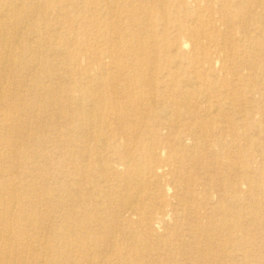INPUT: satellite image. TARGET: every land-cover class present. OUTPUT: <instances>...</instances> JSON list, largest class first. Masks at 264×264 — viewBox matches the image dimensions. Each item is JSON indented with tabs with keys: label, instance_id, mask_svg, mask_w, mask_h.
Masks as SVG:
<instances>
[{
	"label": "rangeland",
	"instance_id": "rangeland-1",
	"mask_svg": "<svg viewBox=\"0 0 264 264\" xmlns=\"http://www.w3.org/2000/svg\"><path fill=\"white\" fill-rule=\"evenodd\" d=\"M6 1L0 264H264V0Z\"/></svg>",
	"mask_w": 264,
	"mask_h": 264
},
{
	"label": "bare ground",
	"instance_id": "bare-ground-1",
	"mask_svg": "<svg viewBox=\"0 0 264 264\" xmlns=\"http://www.w3.org/2000/svg\"><path fill=\"white\" fill-rule=\"evenodd\" d=\"M7 2V4H9V5H11V4H13L12 2V0H7L6 1ZM99 0H94L93 1V3L92 4H90L87 8H88V11H90V12H92V13H95V14H99L100 15V13H99V9L97 8V5L99 4ZM60 8H55V9H53V12L54 13H59L60 12ZM105 14H103V16H104ZM0 17H2V14L0 13ZM7 17V16H6ZM9 18V17H8ZM13 18V17H12ZM3 19V18H2ZM3 26V25H2ZM9 29V28H8ZM4 36H6V35H4V30L3 29H1L0 28V40H3L4 39ZM19 36V35H18ZM6 38V37H5ZM32 40V39H31ZM30 42V41H29ZM3 42L2 41H0V44H2ZM31 43V42H30ZM3 47V46H2ZM43 51V50H42ZM138 57V56H137ZM12 58V57H11ZM139 58H140V56H139ZM155 59V58H154ZM2 64H3V62H2ZM24 68V67H23ZM34 72V71H33ZM8 74V73H7ZM4 75V74H3ZM48 75V74H47ZM2 76V75H1ZM1 76H0V78H1ZM4 77V76H3ZM146 77V76H145ZM5 78V77H4ZM62 78V77H61ZM58 80V79H57ZM40 83V82H39ZM49 83V82H48ZM2 85V84H1ZM56 85V84H55ZM54 85H52V87H53ZM32 88V87H31ZM34 89V88H33ZM52 89H54V88H52ZM58 90V89H57ZM19 91V90H18ZM21 91V90H20ZM52 92V91H51ZM60 93V92H59ZM52 94V93H51ZM48 95V94H46L45 95V98L47 97V100H50V103H52V95ZM178 95V94H177ZM16 97V96H15ZM44 98V97H43ZM189 100V99H188ZM17 102V101H16ZM47 102V101H46ZM189 102V101H188ZM71 104V103H70ZM6 105H7V107H9V109H11L10 108V104L9 103H6ZM55 105V104H54ZM53 105V106H54ZM78 105V104H77ZM94 107H95V109H97L98 110V105L97 104H95V105H93ZM20 107V106H19ZM31 107V106H30ZM19 109V108H18ZM53 109V108H52ZM12 111V110H11ZM13 112V111H12ZM22 112V111H21ZM36 112V111H35ZM91 112V111H90ZM5 114V113H4ZM35 114V113H34ZM7 120H13V116L11 115V113H8L7 114ZM93 117H89V119L91 120ZM165 118V117H164ZM3 119V118H2ZM18 120V119H17ZM44 120V119H43ZM86 121L85 123L87 124L88 123V126L89 125H95V124H97V121L98 120H91V121ZM45 121V120H44ZM50 121V120H49ZM23 123L24 122H22V125H23ZM5 131V130H4ZM37 153V152H36ZM97 155V154H96ZM97 156H99V155H97ZM99 158H100V156H99ZM45 160V159H44ZM98 160V159H97ZM88 161V160H87ZM15 162V161H14ZM99 163H100V159H99ZM103 168V167H102ZM101 168V169H102ZM82 170V169H81ZM146 170V169H145ZM137 172V171H136ZM138 173V172H137ZM97 177V176H96ZM73 179H75V178H73ZM98 179V178H97ZM35 180H37V179H35ZM98 181V180H97ZM35 182V181H34ZM68 182V181H67ZM96 183V182H95ZM102 183V182H101ZM41 185V184H40ZM29 187V186H28ZM66 187V186H65ZM25 190V189H24ZM10 191V190H9ZM31 192V191H30ZM73 192H75V191H73ZM78 193V192H77ZM102 193H104V192H102ZM1 195V194H0ZM76 195H78V194H76ZM138 195V194H137ZM95 196V195H94ZM57 198H58V196H57ZM66 198V197H65ZM64 198V199H65ZM104 198V197H103ZM101 199V198H100ZM138 199V198H137ZM59 200V199H58ZM64 201V200H63ZM83 201V200H82ZM56 203L57 204H59L60 205V201H56ZM80 203V202H79ZM100 203H101V201H100ZM62 204V203H61ZM103 206H104V204H103ZM61 207V206H60ZM99 208V207H98ZM33 209H34V207H33ZM13 210V209H12ZM88 209H87V211H84V212H81V213H78L76 216H78V219H82V218H84L83 220H87V221H90V219H88V218H91V217H89L88 215ZM91 214V213H90ZM97 214V213H96ZM102 216V215H101ZM105 216V215H104ZM9 218V217H8ZM4 219V218H3ZM72 219V218H71ZM77 219V218H76ZM102 219V218H101ZM8 220V219H7ZM104 220H105V218H104ZM119 220V219H118ZM102 221V220H101ZM106 221H107V219H106ZM111 222V221H110ZM128 222V221H127ZM109 223V222H108ZM106 224V223H105ZM79 226V225H78ZM99 226H101V225H99ZM78 228V227H77ZM9 230V229H8ZM73 230V229H72ZM66 231V230H65ZM79 232V231H78ZM8 233V232H7ZM73 233V232H72ZM70 234V233H69ZM124 234V233H123ZM0 235H1V233H0ZM127 235V234H126ZM8 236V235H7ZM190 237H192V236H190ZM1 238V237H0ZM39 238V237H38ZM42 238V237H41ZM58 239H59V243H61L62 245L66 242V237H65V235L64 234H62V235H59L58 236ZM95 241H94V243L96 242V244H100L101 242H103V240H100V239H94ZM4 243V242H3ZM105 244H106V242H105ZM24 247V246H23ZM107 248V247H106ZM26 249V248H25ZM31 250V249H30ZM85 252V251H84ZM133 254V253H132ZM23 256V255H22ZM68 256V255H67ZM17 258V257H16ZM27 258V257H26ZM3 259V258H2ZM1 259V260H2ZM25 259V258H24ZM86 259H88V257L86 258ZM6 260V259H5ZM14 260V259H13ZM3 261V260H2ZM15 262V261H14ZM53 264V263H52ZM58 264V263H57ZM95 264H100V263H98V262H96Z\"/></svg>",
	"mask_w": 264,
	"mask_h": 264
}]
</instances>
